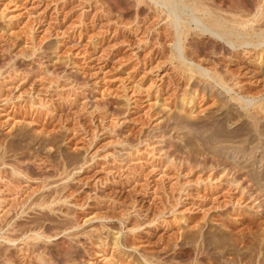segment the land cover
<instances>
[{
  "label": "rangeland",
  "instance_id": "1",
  "mask_svg": "<svg viewBox=\"0 0 264 264\" xmlns=\"http://www.w3.org/2000/svg\"><path fill=\"white\" fill-rule=\"evenodd\" d=\"M0 194V264H264V0H0Z\"/></svg>",
  "mask_w": 264,
  "mask_h": 264
},
{
  "label": "bare ground",
  "instance_id": "2",
  "mask_svg": "<svg viewBox=\"0 0 264 264\" xmlns=\"http://www.w3.org/2000/svg\"><path fill=\"white\" fill-rule=\"evenodd\" d=\"M175 2H176V1H175ZM175 7H176V6H175ZM169 13H170V12H169ZM182 13H183V12H182ZM180 20H181V19H180ZM176 21H177V20H176ZM211 27H212V26H211ZM209 30H210V29H209ZM219 35H220V34H219ZM220 36H221V35H220ZM224 41H225V40H224ZM242 43H243V42H242ZM232 44H233V43H232ZM245 44H246V43H245ZM243 45H244V44H243ZM190 76H191V75H190ZM204 76H205V75H204ZM218 80H219L220 82L225 81V80L222 79L221 76L218 77ZM190 93H191V92H190ZM191 101H192V97L189 98V102H191ZM251 112H252V111H251ZM256 112H257V111H256ZM4 185H5V184H4ZM6 187H7V186H6ZM8 188H9V187H8ZM14 192H15V191H14ZM12 193H13V192H12ZM1 194H2V193H1ZM1 194H0V195H1ZM8 194H9V193H8ZM12 197H13V196H12ZM2 198H3V197H2ZM2 198H1V199H2ZM5 198H6V197H4V199H5ZM10 198H11V197H10ZM1 199H0V200H1ZM7 199H8V198H7ZM13 199H14V198H13ZM5 200H6V199H5ZM1 201H4V200H1ZM51 201H52V200H51ZM37 203H38V202H37ZM40 203H41V202H40ZM1 205H2V204H1ZM38 205H40V204H38ZM9 219H10V218H9ZM9 236H10V235H9ZM6 237H7V236H6ZM13 246H14V245H13ZM14 247H15V246H14ZM12 248H13V247H12ZM2 250H3V249H2ZM28 250H29V249H28ZM5 252H6V251H5ZM18 252H19V251H18ZM25 254H26V253H25ZM9 259H10V258H9Z\"/></svg>",
  "mask_w": 264,
  "mask_h": 264
}]
</instances>
